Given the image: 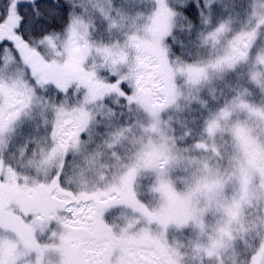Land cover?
I'll list each match as a JSON object with an SVG mask.
<instances>
[{
	"label": "snow or ice",
	"instance_id": "6c2138e0",
	"mask_svg": "<svg viewBox=\"0 0 264 264\" xmlns=\"http://www.w3.org/2000/svg\"><path fill=\"white\" fill-rule=\"evenodd\" d=\"M140 2L147 23L134 28L113 0H0V237L34 245L35 229L54 219L64 229L58 249L64 264H112L117 255L118 264H170L150 227L153 221L166 227L170 217L138 202L136 167L118 175L117 165L104 168L99 159L113 144L136 146V134L173 94L188 62L218 57L209 61L215 74L232 69L229 75L240 79L247 68L264 88V56L255 57L264 48V4H254L238 29L235 0ZM63 4L71 9L68 19L50 30ZM190 4L199 9L198 24L184 14ZM217 7L227 19L213 23ZM89 8L107 22L105 39H92L94 25L84 19ZM114 48L122 49L119 59ZM26 153L32 159L24 165ZM16 165L35 169V178L21 176ZM114 203L139 210L144 226L135 235L129 234L135 220L117 231L105 223ZM220 243L227 246L223 237ZM256 244L253 238L245 247ZM250 259L264 264V249Z\"/></svg>",
	"mask_w": 264,
	"mask_h": 264
},
{
	"label": "clouds",
	"instance_id": "9594fccd",
	"mask_svg": "<svg viewBox=\"0 0 264 264\" xmlns=\"http://www.w3.org/2000/svg\"><path fill=\"white\" fill-rule=\"evenodd\" d=\"M254 4H264V0H248L243 24L252 17ZM130 17L134 28L147 23L144 12ZM236 27L240 29L241 24ZM121 52V48L113 49L117 59ZM260 56L264 48L255 53ZM217 58L186 63L184 78L173 94L154 114L149 113L136 134V146L132 147L131 140L127 145L113 144L99 159L104 168L117 165L118 175L136 167L138 202L170 217L166 227L155 221L150 226L151 234L163 245L161 259L170 264H252L250 256L264 249V88L247 68L243 78L232 82L227 80L232 69L215 74L210 62ZM189 68L193 79H189ZM226 110L227 117L223 115ZM33 154L39 158L37 149ZM21 159L27 165L32 155L26 153ZM82 160L67 169L69 175ZM16 167L21 176L35 178V169ZM117 207L116 217L105 223L117 231L135 220V230L129 232L135 235L144 226L139 210L116 203L107 209ZM53 221L59 230L52 231L47 240L38 239L37 233L42 234ZM44 230L35 229L34 245L8 235L0 237V264H50V253L58 257L56 264H64L58 250L63 226L48 220ZM222 237L227 246L221 245ZM253 238L258 244L246 248ZM119 259L117 255L112 264Z\"/></svg>",
	"mask_w": 264,
	"mask_h": 264
},
{
	"label": "rangeland",
	"instance_id": "374dc122",
	"mask_svg": "<svg viewBox=\"0 0 264 264\" xmlns=\"http://www.w3.org/2000/svg\"><path fill=\"white\" fill-rule=\"evenodd\" d=\"M235 2H236V10L238 12V18L236 21V25H238L239 23L243 22L245 18V9L248 6V0H235ZM113 8L121 10L124 14L128 16H132L136 14L137 12L147 11V5L144 3H141L140 0H113ZM217 8L219 9L218 10L219 15L215 17V14L212 12V18L214 17V20L217 19V21L221 19H227V15L225 14L224 10L220 7H217ZM76 11L79 13L81 9H77ZM84 19L92 20L94 28L91 33V37L94 36V40L105 39L107 37L108 35L107 22L103 19L102 16H100V14L97 11L91 8L87 9L84 13ZM227 77H229L228 79L229 82L235 81L237 79L235 74H230ZM198 123L199 122L197 121L196 124L193 125V127L195 128L198 127ZM113 209L114 208H112V210ZM115 209H116L115 215H113L114 212L111 209L108 210L107 212L105 210L103 214V215H106V214L108 215L106 216L107 218L110 219L109 223L113 221V219L115 218L114 216H116L117 213L120 211V208L118 207ZM54 230L58 231L59 226L56 222L53 221V222H50L49 226L43 231L42 234L40 232L37 233V238L40 240H47L49 238V234ZM48 260L50 261V264H56L58 257L55 254L50 253Z\"/></svg>",
	"mask_w": 264,
	"mask_h": 264
},
{
	"label": "trees",
	"instance_id": "16d2710c",
	"mask_svg": "<svg viewBox=\"0 0 264 264\" xmlns=\"http://www.w3.org/2000/svg\"><path fill=\"white\" fill-rule=\"evenodd\" d=\"M215 9L217 11L213 9L212 12L215 14V17H216L217 15H219V13H218L219 9L218 8H215ZM70 10L71 9H70L69 5L63 4L61 6L60 11L58 12V15L55 18L50 19L48 21V26L50 27V30H57V31L60 30L63 27L64 23H66V21L68 19V12ZM184 14L186 16H189L190 18H194V23H197V24L199 23V20H198L199 9H197L195 7V4H190V6L187 9H185ZM212 20H213V23H215L217 21V19L214 20V17L212 18ZM100 75L104 76V75H107V73L102 71V72H100ZM228 79H229V77H227V80Z\"/></svg>",
	"mask_w": 264,
	"mask_h": 264
}]
</instances>
